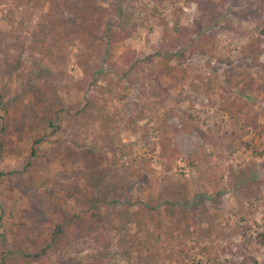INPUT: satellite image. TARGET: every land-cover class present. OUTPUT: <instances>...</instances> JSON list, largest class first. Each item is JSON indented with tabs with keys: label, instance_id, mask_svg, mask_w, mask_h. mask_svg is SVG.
Returning a JSON list of instances; mask_svg holds the SVG:
<instances>
[{
	"label": "rangeland",
	"instance_id": "obj_1",
	"mask_svg": "<svg viewBox=\"0 0 264 264\" xmlns=\"http://www.w3.org/2000/svg\"><path fill=\"white\" fill-rule=\"evenodd\" d=\"M27 1L0 0V31L9 42L29 45L41 12L27 3L24 13L20 4ZM234 1L210 0L216 23L207 26L198 3L166 0L169 27L178 22L194 28L197 41L207 36L209 46L197 51L191 42L165 51L166 27L152 17L155 3H147V19L139 18L137 29L112 48L111 61L124 70L125 53L131 57V76L104 71L97 85L92 80L98 72L87 76L80 65L78 45L60 55H37L42 61L36 65L29 58L25 74L30 79L0 53V174L5 173L0 179V254L14 244L34 250L42 229L79 214L82 222L87 220L86 230L69 237L78 246L33 264H91L96 237L99 250L109 243L121 264H264V51L258 63L240 55L257 30L235 14L245 8L233 9ZM95 59L94 68L101 62ZM63 108L83 111L76 117L63 114L56 131L40 122L45 113L57 119ZM137 115L145 118L139 125L131 122ZM161 119H167L162 129ZM185 125L195 129L186 131ZM34 129L49 138L33 158ZM121 177L133 184V200L147 201L165 184L186 185L187 204L204 241L200 247L194 248L197 236H191L181 261L178 249L163 238L139 233L150 251L140 246L143 258L136 252L129 260L121 241L133 240L138 226L117 222L112 228L103 200ZM39 182L48 196L32 201ZM159 210L167 230V210ZM204 247L214 248L210 256Z\"/></svg>",
	"mask_w": 264,
	"mask_h": 264
},
{
	"label": "trees",
	"instance_id": "obj_2",
	"mask_svg": "<svg viewBox=\"0 0 264 264\" xmlns=\"http://www.w3.org/2000/svg\"><path fill=\"white\" fill-rule=\"evenodd\" d=\"M192 1L198 3L203 11L202 19L207 20V26L216 23L215 17L210 16L212 12L210 0ZM245 1L247 2L246 6L242 5V0H235L232 8L239 6L245 8V10L236 11L235 14L242 20L248 19L254 23L257 34L242 46L240 55L258 63L264 51L262 48L264 45V0ZM149 2L155 3L153 9H151L152 17L160 19L162 25L166 27L161 40L165 51H169V47H182L189 42L192 43L191 48L193 51L209 46L206 41L207 36H202L199 41L194 38V28L189 29L179 26L178 22H174L172 28L168 26L169 22H167L163 11L166 0H28L20 4L24 13L29 11L28 8H25L27 3L29 5L34 3L41 12L34 29L30 32L31 40L29 45H27V42H21L20 44L9 42L8 34L0 31V53L4 52L6 62L8 60L12 61L15 71H22V77L25 75L27 79H30V76H28L30 73L25 74L29 58L33 57L36 65L42 61L36 58L37 55H43V57L60 55L67 47L78 45L83 51L80 65L84 73L92 77L95 71L96 73L98 72L96 78L92 80L94 85L99 83L104 71L115 70L121 76L129 77L135 67V63L125 53L122 64L125 70L122 69L120 64L111 61L113 57L112 48L114 45L126 40L132 34V30L137 29L139 18L147 19L145 17L147 16L146 12L150 10L147 7ZM174 3L177 4V2ZM255 4L257 7L254 8ZM23 12L21 13L22 15ZM207 17L210 18L207 19ZM20 22L23 24V20ZM210 38L215 41V35L210 36ZM15 50L18 54H13ZM95 57L101 61L100 64L96 65V68L91 66V62L96 63L95 61H97ZM103 65L106 66L104 70L100 69ZM3 98V94L0 93L1 101L4 100ZM91 104L92 102L86 106L90 107ZM62 111L56 112L57 119L54 115L45 113L43 118H39L40 122L42 120L46 127L53 128L56 131L61 128V123L58 121L62 119L63 114L76 117L83 110H77L72 113L70 108H63ZM143 121H145V118L142 115H137V118L135 116L131 118V122L134 124L139 125ZM166 124L167 119H161L158 128H165ZM185 127L186 131L195 129L188 125H185ZM34 130L35 134L31 148V157L33 158L36 157L38 148L49 138L48 135L38 129ZM4 176L5 173H1L0 179ZM120 179L122 181L118 184L116 183L118 186L115 191H111V194H107L103 197V200L108 204L107 219L112 228L115 227L117 222L123 223V227L126 224L131 225V223L138 226L139 232L134 234L133 240L128 242L127 239H123L121 241L123 246L127 244L123 253L129 260H132L136 252H140L141 258H143L144 249L139 247L144 246L147 248L148 246V243L146 244L142 238L138 237L139 233L146 235L148 239L155 238L156 241H160L163 238V242H168L171 249L174 247L175 250L178 249L177 253L181 261H184L183 251L188 246V240L191 239V236H197L194 248L200 247L202 242H204L200 238L202 234L196 225L195 216H193L187 204L189 194L186 185L181 183L165 184L159 194L151 195L147 201L141 198L133 200L132 196L129 195L130 191L133 190V184L127 182L124 177ZM42 186L43 184L40 182L35 186L33 193L36 195L32 196V201L48 196V190L42 188ZM260 188L258 184L257 190L259 191ZM29 189L30 187L27 188V190ZM252 190L256 192L254 188L250 191ZM165 192L169 197L166 196ZM161 207H165L171 221V226H168L167 230L163 227L162 221L159 220V215H161L159 208ZM95 215L100 216L101 214L96 213ZM83 220L84 218L81 215L75 214L69 221L57 223L53 229H42L34 250H31L32 245L22 244H14L11 248L3 249L0 254V264H33L41 259L53 257L54 251L63 253V249L70 250L72 247L78 246L69 240V237L72 234L74 235L75 232H84L86 230L87 220L82 222ZM194 225L196 228L193 227ZM151 227L158 231L157 237ZM84 235L89 237V234L85 233ZM170 235L171 238H169ZM164 237L166 238L165 240ZM94 241L95 244L91 245V250L97 255H95L91 264H121L115 260V254H112L113 250L111 249L112 247L110 248L111 245L109 243L103 246L104 250L102 251L99 250L101 246L97 242V237L94 238ZM170 241H174L175 245L173 246ZM202 249L209 256L214 250V248L210 249L209 247ZM147 251H150V248H147ZM242 264H246V262H242Z\"/></svg>",
	"mask_w": 264,
	"mask_h": 264
}]
</instances>
